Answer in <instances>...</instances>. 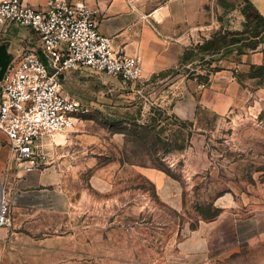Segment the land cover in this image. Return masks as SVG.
Masks as SVG:
<instances>
[{"label":"rangeland","instance_id":"obj_1","mask_svg":"<svg viewBox=\"0 0 264 264\" xmlns=\"http://www.w3.org/2000/svg\"><path fill=\"white\" fill-rule=\"evenodd\" d=\"M204 18L188 48L205 50L193 49L182 66L200 82L217 69V57L247 52L254 41L249 31L239 33L244 23L232 29ZM166 82H129L86 67L62 76L63 90L87 110L51 138L48 159L76 207L19 217L9 208L0 264H264V221H249L247 234L225 249L201 252L190 244L193 230L220 210L221 197L233 198L241 217L261 218L264 91H241L227 115L197 110L182 121L161 104Z\"/></svg>","mask_w":264,"mask_h":264},{"label":"crops","instance_id":"obj_2","mask_svg":"<svg viewBox=\"0 0 264 264\" xmlns=\"http://www.w3.org/2000/svg\"><path fill=\"white\" fill-rule=\"evenodd\" d=\"M25 1L34 8L46 3V0ZM245 1L87 0L98 9V31L111 37L115 48L139 58L143 80L167 79L165 87L160 89L165 91L161 104L182 121H192L197 110L227 115L241 91H264V75L247 76L252 67L264 66V43L247 52L233 51L217 57V69L205 82L187 77L182 70V55L191 46L193 35L205 25L204 17L211 15L214 22L240 29L246 21ZM248 1L264 18V0ZM255 12L250 15L255 16ZM0 43L7 45L12 60L23 49H36L38 39L29 28L7 24L0 26ZM45 150L47 164L27 172L23 163L14 162L6 137L0 133V193L7 199L14 217L26 212L69 214L76 207L64 186L62 172L48 159L51 142ZM82 204L81 199L79 205ZM217 205L221 209L219 214L193 230L190 244L197 250L231 247L247 234L249 221L253 226L264 221V209L260 219H254L259 213L241 217L235 210L240 206L231 197L219 198Z\"/></svg>","mask_w":264,"mask_h":264},{"label":"built area","instance_id":"obj_3","mask_svg":"<svg viewBox=\"0 0 264 264\" xmlns=\"http://www.w3.org/2000/svg\"><path fill=\"white\" fill-rule=\"evenodd\" d=\"M97 14L87 0H46L39 8L25 0H0V26L29 28L38 39L36 49H23L10 60L0 80V133L14 162L23 163L27 172L47 164L41 141L47 145L68 132L87 110L63 90L66 72L86 67L124 81L141 79L139 58L115 48L111 37L98 31ZM10 224L9 204L1 192L0 229Z\"/></svg>","mask_w":264,"mask_h":264},{"label":"trees","instance_id":"obj_4","mask_svg":"<svg viewBox=\"0 0 264 264\" xmlns=\"http://www.w3.org/2000/svg\"><path fill=\"white\" fill-rule=\"evenodd\" d=\"M244 14L246 16V21L244 23L245 30L239 33L250 32V37L254 38V41L249 45L251 49L256 48L260 43H264V18L261 17L255 9L251 7L250 2L247 0L245 1V6L243 7ZM250 12H255V16H251ZM217 41V40H215ZM237 42V41H236ZM248 46V47H249ZM197 49L199 51L205 50V45L203 44H196L195 47L185 49L182 58L181 64H185L189 59L190 56L193 54L194 50ZM216 69H214L215 71ZM250 77L255 76H263L264 75V66L252 67L250 70ZM221 211V209L211 216L210 220H213Z\"/></svg>","mask_w":264,"mask_h":264},{"label":"water","instance_id":"obj_5","mask_svg":"<svg viewBox=\"0 0 264 264\" xmlns=\"http://www.w3.org/2000/svg\"><path fill=\"white\" fill-rule=\"evenodd\" d=\"M10 60L11 56L7 52V45L5 43H0V80L2 79L3 73L5 72ZM42 60L45 64H47L45 57H42Z\"/></svg>","mask_w":264,"mask_h":264},{"label":"bare ground","instance_id":"obj_6","mask_svg":"<svg viewBox=\"0 0 264 264\" xmlns=\"http://www.w3.org/2000/svg\"><path fill=\"white\" fill-rule=\"evenodd\" d=\"M59 135H61V134H59ZM61 139H62V136H59V137H58V140L60 141ZM56 140H57V139H56Z\"/></svg>","mask_w":264,"mask_h":264}]
</instances>
